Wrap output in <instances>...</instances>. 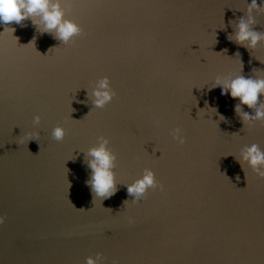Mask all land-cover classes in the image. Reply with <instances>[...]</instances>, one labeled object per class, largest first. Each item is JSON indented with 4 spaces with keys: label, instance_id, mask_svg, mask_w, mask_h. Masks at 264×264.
<instances>
[{
    "label": "water",
    "instance_id": "95a60500",
    "mask_svg": "<svg viewBox=\"0 0 264 264\" xmlns=\"http://www.w3.org/2000/svg\"><path fill=\"white\" fill-rule=\"evenodd\" d=\"M52 4L81 30L67 42L40 15L0 24V264H264V164L245 160L264 153V95L221 96L264 79V0ZM242 21L254 47L235 43ZM105 141L108 199L89 184ZM149 171L164 189L137 200Z\"/></svg>",
    "mask_w": 264,
    "mask_h": 264
},
{
    "label": "clouds",
    "instance_id": "9594fccd",
    "mask_svg": "<svg viewBox=\"0 0 264 264\" xmlns=\"http://www.w3.org/2000/svg\"><path fill=\"white\" fill-rule=\"evenodd\" d=\"M50 4L51 0H0V24H21L30 16L40 15L44 21L45 30H55L57 37L64 42H67L72 36L79 34L80 28L73 22L63 19V13L59 6L52 4L50 7ZM251 7H256L255 0H253ZM8 30H11V32L15 31V29L5 27V31ZM259 39L260 35L249 31L246 23L243 21L240 23L235 43L243 45L250 40L249 47H254ZM100 88H108L107 79L100 84ZM94 94L97 97V107H102L106 102L111 101L112 96L115 95V93H110L109 91H96ZM224 95H230L233 100L238 99L241 105H246L250 109L254 108L259 96L264 95V79L254 80L251 78L245 79L243 76L237 77L227 87L222 89L221 96L223 97ZM236 111L240 112L239 106H237ZM255 118H264V111L257 110ZM243 119L247 121L250 117L245 113L243 114ZM34 123H40L39 116L35 117ZM64 136L65 130L63 128L56 127L53 130V138L56 141H62ZM181 143H185V140H182ZM106 144L107 141L98 148L90 150L89 153L93 157V160L89 163V167L92 170L89 184L96 196L103 199L110 198L115 194L116 190L114 173L112 172L115 157L107 149ZM245 160L248 161L250 166L256 168V166L264 164V153H261L258 147L253 145L248 149ZM260 178L264 179V172L260 173ZM149 187L164 189L162 184H156L154 174L150 171L147 172L142 180L128 186V193L129 195H134L139 200ZM73 207L75 208L74 205ZM83 210L79 209V211ZM5 220L6 216H0V225H3ZM87 264H95V261L89 258Z\"/></svg>",
    "mask_w": 264,
    "mask_h": 264
}]
</instances>
